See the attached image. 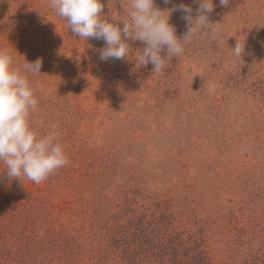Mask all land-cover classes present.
Listing matches in <instances>:
<instances>
[{"label": "rangeland", "instance_id": "1", "mask_svg": "<svg viewBox=\"0 0 264 264\" xmlns=\"http://www.w3.org/2000/svg\"><path fill=\"white\" fill-rule=\"evenodd\" d=\"M100 2L123 28L129 0ZM181 3L195 18L192 0H155L162 10ZM213 4L210 30L157 73L139 65V40L126 41V58L101 61L104 40L75 36L51 0H0V47L14 66L42 60L41 73L28 74L42 85L32 127L54 132L70 160L39 184L8 178L0 163V217L15 209L27 232L91 240L85 213L96 190L81 178L107 170L103 186L117 202L187 207L213 264H264V0ZM182 17L170 13L178 38Z\"/></svg>", "mask_w": 264, "mask_h": 264}, {"label": "clouds", "instance_id": "2", "mask_svg": "<svg viewBox=\"0 0 264 264\" xmlns=\"http://www.w3.org/2000/svg\"><path fill=\"white\" fill-rule=\"evenodd\" d=\"M163 2L170 4L173 0ZM192 2L198 5L195 18L192 7L183 3L162 10L155 6V0H129L128 19L120 20L123 28L103 17L100 0H51V6L67 21L75 36L104 40L106 47L100 51L101 61L129 56L132 49L126 41L131 38L145 45L137 55L139 65L151 63L155 72L162 73L168 68L171 57L181 56L197 35L210 30L213 0ZM219 4L227 6L229 0H219ZM172 11H181L186 21L187 32L182 38L177 37L175 27L169 23ZM163 50L166 56L161 55ZM244 51L245 42L243 45L237 42L234 55L241 57ZM41 67L40 58L25 62L22 67L14 66L9 50L0 47V163L5 166L8 178H27L36 184L70 163L57 135L54 132L39 135L30 122V117L38 110L36 91L42 85L39 81H30L28 74L41 73Z\"/></svg>", "mask_w": 264, "mask_h": 264}, {"label": "trees", "instance_id": "3", "mask_svg": "<svg viewBox=\"0 0 264 264\" xmlns=\"http://www.w3.org/2000/svg\"><path fill=\"white\" fill-rule=\"evenodd\" d=\"M106 171L81 178L96 190L85 213L91 217V240L50 227L41 236L27 232L11 214L14 209L0 217V264H213L187 207L178 211L167 201L147 206L128 198L117 202L107 193L109 184L103 186Z\"/></svg>", "mask_w": 264, "mask_h": 264}]
</instances>
